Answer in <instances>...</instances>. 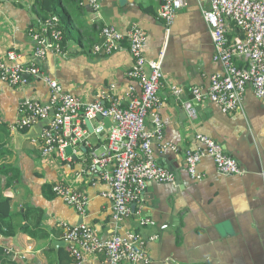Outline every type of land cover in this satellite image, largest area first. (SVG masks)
I'll use <instances>...</instances> for the list:
<instances>
[{"label":"crops","instance_id":"0c3cea01","mask_svg":"<svg viewBox=\"0 0 264 264\" xmlns=\"http://www.w3.org/2000/svg\"><path fill=\"white\" fill-rule=\"evenodd\" d=\"M57 1L61 6L65 0ZM75 1L84 11L69 19L76 27L65 47L66 55L48 51L42 63L44 73L85 102H94L99 92L106 91L125 103L130 88L141 93L138 82L128 75L132 67L129 40L124 39L112 54H95L93 47L103 41L104 25L125 33L134 25L141 27L146 32V56L163 61L164 141L177 147L163 148L155 141L154 154L175 173L176 181L148 182L132 202V214L115 222L110 185L89 167L93 152L105 148L107 132H91L75 157L62 158L57 153L43 157L40 138L47 120L23 130L16 125L25 99L49 101V85L32 75H27L26 84L17 86L0 79V203H11L7 215L0 211V264H74L60 221L86 223L104 239L130 231L141 233L148 241V261L136 264H264V98L248 88L242 107L231 112L204 98L193 120L183 107L184 100H191L194 87L207 92L211 77L224 70L214 60V42L204 18L210 0H185L169 31L158 18L162 0H102L97 12L88 0ZM39 8V0H0L1 56L15 50L20 61L29 64L35 47L29 30L46 18ZM239 34L236 24L228 21L230 40ZM237 63L246 62L238 58ZM174 86L183 89L182 95H174ZM100 122L92 120L94 127ZM146 125L153 129L150 116ZM198 134L222 144L244 171L222 174L206 155L197 167L199 177L193 178L185 152L205 149ZM58 182L88 194L85 215L53 192ZM142 218L153 223L143 225ZM84 264L111 263L99 254L88 255Z\"/></svg>","mask_w":264,"mask_h":264},{"label":"built area","instance_id":"2783aa9c","mask_svg":"<svg viewBox=\"0 0 264 264\" xmlns=\"http://www.w3.org/2000/svg\"><path fill=\"white\" fill-rule=\"evenodd\" d=\"M92 10L98 11L102 0H88ZM185 6V0H162L158 18L171 28L178 11ZM204 18L210 28L214 42V60L223 65V72L211 77L207 92L193 88L195 99L208 98L218 103L224 112L236 111L242 107L245 93L252 88L259 98H264V1L263 0H210V7L204 10ZM233 21L240 34L230 40L228 21ZM60 17L50 14L39 26L29 30L35 43L34 53L29 64L20 61L21 55L9 50L0 55V79L11 85L27 83V75L43 78L51 89L47 103L25 99L20 105L17 129L31 127L39 120L46 119L41 138L43 157L57 153L62 158H70L66 147L73 152L81 144H87L90 130L86 119L93 120L98 113L110 117L112 125L107 128L101 121L93 133L107 132L108 142L101 152H93L90 171L101 175L110 185L108 196L112 201L113 220L117 223L132 214L131 204L137 200L151 181L175 183V173L156 159L153 149L155 141L163 148L170 144L164 141L165 124L161 114L164 101L160 95L162 86V58L150 59L145 54L146 32L134 25L127 33L114 25L101 28L103 41L93 47L95 54H112L121 47L124 39L129 40L132 67L128 75L137 81L141 93L134 88L128 92V100L110 97L106 91L97 94L94 102H85L80 97L64 91L62 85L47 76L42 68L47 52L65 56L64 37L59 28ZM163 56V53L161 54ZM244 59L239 65L237 59ZM173 93L180 96L183 89L174 86ZM107 101L109 103L107 104ZM183 107L193 120L198 110L192 100H184ZM153 121V129L146 125L147 117ZM205 149H189L185 152V162L193 178H198L197 167L204 156H210L220 173L240 174L244 170L237 159L228 154L222 144L208 135L198 134ZM170 147L177 149L176 146ZM53 192L66 203L72 205L81 215L87 212L89 196L71 184L58 182ZM141 224H152L142 218ZM63 240L68 246L74 264H84L88 255L103 254L111 264L130 262L136 264L148 261L147 239L139 232L130 231L125 235L115 234L102 238L95 229L86 223L69 224L60 221Z\"/></svg>","mask_w":264,"mask_h":264},{"label":"trees","instance_id":"16d2710c","mask_svg":"<svg viewBox=\"0 0 264 264\" xmlns=\"http://www.w3.org/2000/svg\"><path fill=\"white\" fill-rule=\"evenodd\" d=\"M39 2V13L46 17L43 20H46L50 14H57L60 17L59 28L62 31L64 37L63 44L66 47L67 43L72 39L71 34L76 27V22H70L71 18L80 15L84 11L83 5L75 0H65L61 6H58L57 0H39ZM10 205L9 200L1 202L0 211L2 213H0L7 215L10 210ZM1 206H5V209L2 210Z\"/></svg>","mask_w":264,"mask_h":264},{"label":"water","instance_id":"95a60500","mask_svg":"<svg viewBox=\"0 0 264 264\" xmlns=\"http://www.w3.org/2000/svg\"><path fill=\"white\" fill-rule=\"evenodd\" d=\"M190 98H191L193 104L196 106L198 112H201V102L195 99V96H194L193 93L191 94ZM185 113H186V111H185ZM96 118H98L99 120L103 121L107 128H109L112 125L110 117L103 116L101 113H98ZM86 125H87L88 129L90 130V132L94 131V126H93L92 120L86 119ZM66 152L69 155H72V156L75 157V154L73 152V148L71 146L66 147ZM177 180H178V178H177ZM54 243L56 245H58V244L61 243V241H55Z\"/></svg>","mask_w":264,"mask_h":264}]
</instances>
